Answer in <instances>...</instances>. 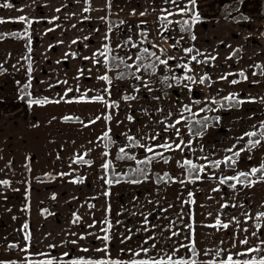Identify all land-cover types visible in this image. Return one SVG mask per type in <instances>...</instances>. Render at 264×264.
Here are the masks:
<instances>
[{
    "label": "crops",
    "instance_id": "1",
    "mask_svg": "<svg viewBox=\"0 0 264 264\" xmlns=\"http://www.w3.org/2000/svg\"><path fill=\"white\" fill-rule=\"evenodd\" d=\"M233 1L236 0H204L207 5L201 6L203 0H197L201 22L193 28V32L197 37L195 41H192L193 45L197 49L212 55L218 54V58L213 62L214 67L199 65L194 67L197 69V74L207 72L211 75L212 80L216 82L211 88L194 86L191 101L193 99L204 101L205 97L216 96L218 89H222L219 97L226 96L229 92H238L241 98L249 94L252 96L264 95V80L256 85L249 82L230 85L225 81L217 80L219 74L229 71L236 72L240 68L247 69L253 62L264 63L263 0H243L242 3L239 2L235 11L222 15V8ZM4 2L5 0H0V5ZM8 2L13 4V8L0 7V18L5 21V23L0 24V33H24L27 29L28 34L20 37L4 35L3 38H0V115H10L19 121L22 129L17 140L19 139L18 141L22 145L20 153L23 155L25 163L23 170L15 173L13 186L10 185L4 188L3 185H0V192L3 191L0 193V219L10 214V216H13L14 221V234L12 237H8L13 241H4L3 244H5V248L9 246V243L17 245L12 249V258H0V260L26 264L29 259L40 260L45 258L35 255L36 253H47L49 256H55L58 258L59 264H66L68 260L79 257L100 259L106 254L95 250L103 249L106 243L112 258L128 260L112 254L113 247L116 244L117 226L112 224L111 193H113V187L116 184L106 185L104 180L101 179V177L108 176V171L106 172L101 167L105 159L103 158V161L99 160V164L96 165L95 169L79 165L70 166L68 152L63 153L62 151L60 153L57 151V153L52 154V152L43 149L45 143L49 140L47 134L39 130V123L41 121L47 122L43 120V115L38 118L39 111L48 110L52 106L61 109L76 107L81 110L95 104H102V102L91 101L76 102L73 99L85 92L89 97L97 94L107 97L102 91L106 86V82L96 79L97 68L90 60L83 59L84 56H91L103 43V36L108 24L102 22L99 17L108 15V11L104 8L105 0H91L93 11L88 13L82 11L83 7L87 6L84 0H79V2L77 0H36L35 3L33 0H8ZM122 3L123 0H113V7L109 15L110 21H116L117 8ZM161 6L162 0H124L125 11L128 15L133 9L136 10L138 15L140 11L160 8ZM57 8H60L61 11L56 12ZM72 13H77V15L73 16ZM241 14L250 19L247 21L240 19ZM148 15L157 18V14L150 13ZM20 16H25L31 20V25L19 21L17 18ZM53 16H58L60 19L50 23L49 21ZM84 16H89L90 19L84 20ZM72 25H76V27L73 28ZM49 28L53 31L48 32ZM96 29H99V31H95ZM85 36L90 38L84 40ZM73 40H78V43L72 44ZM228 45L232 47L229 48ZM29 47H31V52L28 51ZM237 48L242 49L237 58L226 59ZM72 52H76L78 55L73 57L71 56ZM65 53H69V55L65 57ZM29 59L32 66L31 73L28 72ZM57 61H60V63H57ZM80 68H84L86 71L83 76L77 79V70ZM87 69H92V71L88 72ZM232 78L239 79L238 76L229 79ZM256 79L260 78L256 77ZM64 80L68 81L67 85L57 83V81ZM29 83L31 86L27 88V91L31 92L32 96L21 100L20 97L25 94V91L22 92L20 87H25ZM68 87L73 88L74 91L68 93L65 100L73 99L72 103L61 100L60 103L33 105L31 107L27 104L28 99L40 97H48L49 100H60ZM76 88H79L80 91H75ZM89 89L92 91H88ZM253 112H257L258 115L252 117ZM201 115H219L221 121L219 127H210L202 139L194 140L192 147L196 151L194 153L189 151V158L198 164L207 163L202 159L205 155H208L211 159H222L223 155L226 154L222 150L236 143L235 137L241 135L243 131L249 130L250 125L255 124L258 119H264V105L249 103L243 105L239 110H221L216 113ZM64 116H57L61 128L58 138L59 143L62 144L61 149L66 148L67 151L68 145L73 142L68 137V134H71L69 130L73 126H70L71 122L62 119ZM249 117L252 118L249 119ZM38 132L45 135L40 142L42 144L40 152L37 145V143L39 144ZM73 137H76V135H73ZM63 144H66L67 147ZM200 145H203V152L199 150ZM240 146L238 144L237 148ZM247 155L248 153L241 154L237 170H248L252 166H258L259 162L264 160V150L253 151L251 160L246 158ZM96 159H102L100 154H97ZM36 160L40 161L39 165L44 166L45 169L50 166L49 160L57 161L56 165L50 166L53 169L52 171L38 173ZM26 165L30 167V170L25 167ZM221 168L223 170L222 174H234L232 170L224 165ZM211 171L221 174L220 169H211ZM61 172L71 173V175H58ZM75 177H84V182L72 183L71 181ZM203 179L216 180L208 179L206 176ZM10 189L13 191V200L12 204H7L9 193L6 191ZM253 190L261 192L254 198L259 197V199H256V201H259L257 207L264 209V183L257 184L253 187ZM105 191L110 193L107 197L103 195ZM53 194H55V199H52ZM90 205H94V207H90ZM109 206L110 212L106 211ZM11 207L13 210L10 209ZM73 213L81 217L76 224L72 223ZM237 218L240 220V226L254 230L252 227L254 222L245 225L243 216ZM105 219L112 225L107 233L111 236L110 241L97 238L106 234L101 230L107 227L103 223ZM230 220L231 217H225L222 222L228 223ZM25 223L28 224L26 230L23 227ZM89 225L93 226L89 227ZM235 225L233 221L228 229L218 230L225 233L224 231H231V227ZM135 231H139V229L135 228ZM25 232L30 233V242L24 240ZM80 236H84L85 239H80ZM72 240H76L77 243H70ZM29 243L31 246L28 248V252L21 251ZM49 245H56V247L49 248ZM222 246L223 249L227 250L226 245ZM196 247L199 255L195 259H197L198 264L213 258L204 255L206 250L212 248L205 246L200 249L197 244ZM82 248H88L89 251L83 252ZM157 248H159V245ZM65 252L69 253V256H63ZM188 254L190 257V253ZM189 257L184 258L188 259Z\"/></svg>",
    "mask_w": 264,
    "mask_h": 264
},
{
    "label": "snow or ice",
    "instance_id": "2",
    "mask_svg": "<svg viewBox=\"0 0 264 264\" xmlns=\"http://www.w3.org/2000/svg\"><path fill=\"white\" fill-rule=\"evenodd\" d=\"M33 2L35 3L36 0H33ZM77 2H79V0H77ZM239 2L242 3L243 0H239ZM84 3L87 5L82 9L84 13L93 11L91 0H84ZM64 6L66 7V5ZM0 7L11 9L13 8V4L8 2V0H5V2L0 5ZM112 7L113 0H105L104 8L108 11V15L101 16L99 19L102 22L107 23L108 27L103 36V43L101 44V47L93 52L91 56L83 57V59L86 61L90 60L97 68L98 74L96 79L106 82V86L102 90L104 94L111 96V88L115 86V81L127 82L130 92L124 94L122 96V100L126 102L128 107H131V104L128 102L139 99V94L141 91L147 92L151 95L152 100L162 104L164 98L170 95V90L183 89L186 90L189 95H191L194 86H204L211 88L216 82L212 80L211 75L207 72L197 74L193 65L195 64L199 66L214 67L215 65L213 62L217 60L218 54L212 55L205 51H201L194 45L183 47L181 49V42L185 39L183 34H188V37L191 41H195L197 39L193 32L194 26L201 22V14L198 11L197 0H162V6L160 8H151L150 10L146 9L145 11H140L138 13L140 17H146L150 13L157 14V21L159 22L158 36L165 43H167L169 39H172L174 42L171 43L170 47L172 49L181 50L183 52V56L169 55L168 48L162 46L161 44L154 43L152 40H149V32L147 27H142L147 25L146 19H142L140 23L136 25V28L139 30L138 33L130 31L129 34L123 39V42L116 43L115 48H113L111 45L113 33L115 31H123V25H125L127 22L123 19H119L118 21H110L109 15L111 14ZM60 11V8L56 9V12ZM120 11H124V9L121 8ZM71 15L76 16L77 13H72ZM130 15H137L136 10L133 9ZM17 19L19 21L26 22L29 26L32 23V21L27 19L25 16H20ZM58 19H60V17L53 16L49 22L51 23L52 21H56ZM83 19L89 20L90 17L84 16ZM240 19L247 21L250 18L241 14ZM3 23H5V21L0 18V24ZM176 26L179 27V32L181 35H179V37H170V31ZM72 27L75 28L76 25H72ZM129 29H131V26H129ZM47 31L51 32L53 29L49 28ZM95 31L98 32L99 29H96ZM27 34L28 30L25 29L24 33H0V38H3L4 35L20 37ZM137 34L140 38L134 41L133 36ZM89 38L90 37L85 36L83 39L87 40ZM76 43H78V40L72 41V44ZM221 43H223V41H221ZM49 47L51 48L52 46L50 45ZM85 47H87V45H85ZM228 47L231 48L232 46L228 45ZM117 49H127V51H125L123 55H120L119 52L116 51ZM28 51L31 52V47L28 48ZM241 51V48L233 50L230 55L226 57V59L232 60L237 58ZM68 55L69 53H65V57ZM77 55L78 54L76 52L71 53V56L73 57H76ZM57 63H60V61H57ZM176 68L181 69L180 74L176 73ZM85 71L86 70L84 68L78 69L76 78L79 79L80 76H83ZM87 71L91 72L92 69H87ZM28 72H32L30 59ZM113 73L114 75H112ZM237 76L239 79H229L230 77ZM256 77H259L260 79H256ZM29 79H31V77H29ZM217 80L225 81L230 85H237L242 82H249L253 85L259 84L262 80H264V63L253 62L248 66L247 69L240 68L236 72L229 71L219 74ZM57 83H63L67 85L68 81H57ZM30 86V83L25 85V94L20 97L21 100L32 96V93L27 91V88ZM50 87H52V85H50ZM73 91V88L68 87L65 90L63 96H61L60 100H49L48 97H40L28 99L27 104L29 107H31L33 105L60 103L61 100H64L67 103H72L74 99L76 102H102L105 104L107 109L119 108V103L117 101L106 100L105 95L102 94L89 97L87 92H85L79 97L65 100V97L68 96V93H72ZM75 91L78 92L80 89L76 88ZM88 91L92 90L89 89ZM221 91L222 89H218L216 96L205 97L204 101H201L200 99H193L191 103L181 104L178 100L177 104L179 106L175 109L168 108L165 110L164 107H157L155 111L160 114V118L155 119V117H152V119L154 120L155 126L160 128L159 132H157L155 128H149V131L145 132L144 135L139 138L136 135H129L128 133L123 134L127 143L118 149L116 159L134 161L137 166L130 168L128 173H116L113 170L111 177H101V179L104 180V183L106 185H112L113 183L118 184L121 182V176H123L127 178V182L139 184L149 179L148 169L154 161L169 163L171 157L166 156L165 152H173L177 150L183 152L187 148L189 151L194 153L196 151V149L192 147L194 140L202 139L207 134L210 127H219L221 121V116L219 115L209 116L201 114L216 113L221 110H239L243 105L249 103H259L264 105V95L252 96L249 94L246 97L241 98L238 92H229L228 95L219 97V93ZM153 93H159V95H155ZM141 111L145 115H152L147 109L142 108ZM257 115V112L252 113V117ZM252 117H249V119ZM101 118H103L106 122H110L113 117L110 113L103 116H97L95 119L89 120L88 124H95L96 121L100 120ZM62 119L65 121L79 120V117L64 116ZM126 119L129 122H134L136 117L129 114L127 115ZM80 122L83 123V121ZM117 123L121 122L117 121ZM84 126L87 127L88 125L85 124ZM144 127H148V125H145ZM182 129L188 135L187 140L184 139ZM142 130L143 129H141V131ZM173 132L175 133L176 137L174 140L170 139ZM110 133L111 128L107 127L102 136L98 137V139L104 141L105 149L114 143ZM162 134H167L169 139H164L163 143H155L159 138L162 137ZM234 139L236 143L232 144L231 147L222 150L226 153L223 155L222 159H211L208 155H205L202 157V159L207 161V163L198 164L195 163L191 158H184L182 162L177 161V164L186 170L189 182L199 181L206 176L208 179H216L218 181V185H227L233 190H237L238 185L242 188H253L257 184L264 183V160H261L258 166H252L248 170H237L238 162L242 153H248L246 158L251 160L253 158L251 155L253 151L264 150V119H258L255 124L250 125L249 130L243 131L241 135L235 137ZM238 144L241 146L237 148ZM135 148H139L144 151L145 155L143 158L138 159L134 153H130L129 149ZM157 149H162L163 151H157ZM199 150L201 152L204 151L203 145H200ZM90 151L91 149H88L84 154L75 155L72 158V163L91 166L93 161L85 159V156ZM102 155L104 157H108L109 152L104 151ZM222 165L232 170L234 174H222ZM25 167L30 170L28 165ZM101 167L106 172L109 169H114L112 161L107 159L101 165ZM211 169H220L221 174L211 171ZM0 171H2V169H0ZM58 175L67 176L71 175V173L61 172ZM169 178V174L164 173L163 176H158L157 179L158 182H161L166 181V179ZM229 181H232L233 183H229ZM71 182L83 183L84 177H75ZM179 183L184 184L185 181L180 180ZM10 184L11 181L7 179L0 180V185L9 186ZM213 191H220L219 186L214 188ZM109 194L110 193L108 191L103 193L105 197H107ZM192 195L193 193L189 192V196L191 197ZM4 198L6 199L7 197L5 196ZM55 198V194H53L52 199ZM194 202L195 201H192V203ZM185 203H187V201ZM90 207H94V205H90ZM169 207H171V205ZM220 207L236 208L238 205H230L229 203L225 202L224 204H221ZM110 210L111 209L109 206L106 211L110 212ZM162 211L167 210L164 209ZM141 215H143V213H141ZM209 215H211V213H209ZM73 216L74 219L72 223H78L81 217L75 213H73ZM242 216L245 224L254 222L252 225L254 230H250L248 227L240 228V220L237 217H232L228 223H224L220 217L217 216L215 223L213 225H209V227L228 229L230 223L234 221L237 228H239V231L245 233V235L243 239H238V234H234L232 247L233 249H236L238 245H243L244 247L239 251L226 250L219 247L214 250L208 249L204 252V255L212 256L213 258L206 262H202V264H264V209H258L253 214H250L249 211L246 210L244 213H242ZM103 223L107 225V227L101 230L106 234L103 237L97 238L104 241H110L111 236L107 233L111 229L112 225L107 219H105ZM144 223L145 225L148 224L147 217H145ZM92 226L93 225H89V227ZM23 227L25 230L28 229V224L25 223ZM152 227L155 228L156 225H153ZM187 227L189 228V235H186L185 239L188 240L189 243H180L178 246L173 244L170 252H165L163 249H160L159 253L162 254H158L157 257L146 256L150 249H156L157 247L155 243L157 237L150 235L143 241V244H148L149 241H153L149 247L140 246L138 251L133 249H121L122 253L131 254L128 260L112 258L108 252V245L106 243L103 249L95 250L97 252H104L106 254L104 257L100 259L79 257L68 260L66 264H198L197 259H195L199 253L194 238V229L191 225H188ZM143 230L145 232L149 231L147 227H145ZM179 235L180 233L178 231H172L171 236L164 237V239L168 241L171 239V237H177ZM130 238L131 237L125 236L121 242L124 243L125 240ZM253 238H255L257 241L255 244L252 243ZM80 239H85V237L80 236ZM24 240L30 242V233L25 232ZM70 243L76 244L77 241L72 240ZM221 243H223V241H221ZM30 246V243L26 244V246L22 248L21 251L27 253ZM9 247L15 248L17 245L11 244ZM55 247L56 245H49V248ZM181 249H184L187 253H190V257L188 259H185L184 256L178 255ZM81 250L83 252L89 251L88 248H82ZM142 254H144L146 258H141ZM35 255L45 258L40 260L29 259L26 261V264H59L58 258L55 256H49L47 253H36ZM63 256L67 257L69 256V253L65 252L63 253ZM0 264H16V262H6L0 260Z\"/></svg>",
    "mask_w": 264,
    "mask_h": 264
},
{
    "label": "rangeland",
    "instance_id": "3",
    "mask_svg": "<svg viewBox=\"0 0 264 264\" xmlns=\"http://www.w3.org/2000/svg\"><path fill=\"white\" fill-rule=\"evenodd\" d=\"M200 5L207 4L204 3L203 0ZM121 8H123L124 11H120ZM125 10L126 8L124 7L123 0V3L118 5V15L115 20L118 21L119 19H123L127 23L123 25V31H115L113 33L111 40L113 48H115L116 43H122L123 39L130 31L138 33L139 30L136 28V25H138L142 19H146L147 25L142 27H147L149 32L148 39L168 48L169 55L183 56L181 50L172 49L170 47L171 43L174 42L172 39H169L167 43L160 39L158 36L159 22L156 17L153 15H147L146 17H140L138 15L131 16L128 15ZM129 26H131V29H129ZM169 35L170 37H179V35H181L179 27L176 26L172 28ZM183 35L185 36V39L181 42V49L183 47L192 46L193 42L189 39L188 34ZM139 38L138 34L133 36L134 41ZM116 51L119 52L120 55H123L127 49H117ZM195 66L197 65H193V67ZM175 71L177 74L181 73V69L179 68H176ZM112 75H114V73ZM129 92L130 89L128 88L127 82L115 81V86L111 88V96L107 95L105 99L109 101H117L119 103L118 109H107L104 103H100V105L95 104L86 107V109L82 108L81 110L76 107L61 109L52 106L49 107L48 110L39 111L38 114L40 116L38 115V118H41V115H43V120L47 121H41L39 123V130L44 131L49 140V142L45 143L43 149L52 152V154L57 153V151L60 153L62 151L63 153L68 152L67 155L70 156L68 162L69 165L73 167L79 165L81 167L95 169L96 165L99 164V160L103 161L104 158L105 160L112 161V164L114 165V169H109L107 172L109 177L112 176L113 170L116 173H126L128 167H135L136 164L134 161L116 159L118 149L127 143L123 134L128 133L129 135H136L139 138L143 136L145 132H148L149 128H155L156 131L159 132L160 128L155 126L154 120L152 119V117H155V119L160 118V114L157 113L155 109L157 107H164L165 110L168 108L175 109L179 106L177 104L178 100L182 104L191 103L192 99V96L189 95L186 90L173 89L170 90V95L165 97L163 103L160 104L159 102L152 100L150 94L141 91L139 99L128 102L131 104V107H128L126 102L122 100V96ZM153 94L159 95V93ZM142 108L147 109L152 115H145L141 111ZM109 113L113 117L110 122H106L101 118L96 121L95 124H88L89 120ZM129 114L136 117L134 122H129L126 119ZM61 115L79 117V120L69 121L71 122L70 126H73V128L69 130L71 134H68V137L71 138L73 142L68 145L67 151L65 147V149H61L62 144L59 143L58 138V133L61 128L57 116ZM80 121H83V123ZM117 121H120L121 123H117ZM85 124L88 126L85 127ZM145 125H148V127H144ZM107 127L111 128L110 135L114 143L105 149L104 141L98 139V137L102 136ZM21 129L22 127L19 121L13 116L0 115V169H2V171H0V180L7 179L11 181V186L14 184V178L16 177L15 173L23 170L25 163L23 155L20 153V147L22 145L18 141L19 139L17 140ZM141 129L143 130L141 131ZM182 134L184 139L187 140L188 135L183 129ZM38 135L37 139H39V144L37 143V145L40 152L42 149H40V147H42L40 142L45 135H41V132H38ZM73 135H76V137H73ZM164 139H169V136L167 134H162V137L155 143H163ZM170 139H176L174 132L171 134ZM63 146H66V144H63ZM88 149H91V151L88 152L85 159L93 161L91 166L72 163V158L75 155L84 154ZM104 151L109 152L108 157L102 155ZM129 151L130 153H134L138 159L143 158L145 155L144 151L139 148L129 149ZM157 151L163 150L157 149ZM97 154H100L102 159H96ZM165 155L171 157L169 163L154 161L153 164L149 166L148 180L139 184H132L126 180H121L118 184L113 183L116 184V186L113 187V193H111L113 210L112 224L117 226V238L112 254L116 257L129 259L131 254L122 253L121 249H133L138 251L140 246L149 247L153 241H149L148 244H143V241L147 239L148 236L154 235L157 237L155 243L157 246L159 245V248L156 247V249H150L146 256L157 257L158 254H162L159 253V251H156L157 249L160 250L164 247L165 252H170L173 244L178 246L180 243H189V241L185 239V236L189 235L188 225H191L194 229V238L200 249L208 246L214 250L217 247L222 248V245H226L227 250H241L244 247L243 245H238L236 249H233L232 247V238L234 234H238V239H243L245 235V233L239 231V228H237L236 225L231 227V231H224L225 233H221L217 228L209 227V225L215 223L217 216H219L221 220L225 219V217H241L242 213L246 210L249 211L250 214H253L259 209V207H257V202L259 201H256L259 197L254 198V196H257V194L261 192L255 191L253 188H242L240 186H238L237 190H233L226 185H218L217 180L202 179L189 182L186 170L177 164V161L182 162L184 158H189V150L186 148L183 152L179 150L165 152ZM56 161L57 160H49L50 166L56 165ZM35 162L38 173L53 170L50 166L47 167L48 169H45L44 166H40V161L36 160ZM44 162L46 163V161ZM164 173H168L170 178L166 179V181L158 182V176H163ZM180 180H184L185 183H179ZM229 183L233 182L229 181ZM9 186L3 185L4 188ZM218 186L220 191H213V189ZM6 192L9 193V201L7 204H12L13 191L10 189ZM189 192L193 193L191 197L189 196ZM186 201L187 203H185ZM192 201L195 202L192 203ZM225 202L230 205L236 204L238 207L221 208L220 205ZM170 205L171 207H169ZM10 209L13 210L12 207ZM164 209L167 211H162ZM141 213H143V215H141ZM209 213H211V215H209ZM145 217L148 219L147 225L144 223ZM153 225H156V227L153 228ZM145 227L149 229L148 232L143 230ZM135 228L139 229V231H135ZM240 228L243 227L240 226ZM13 231V216L8 214L5 218L0 219V258L13 257V248L9 246H6L5 248V244H3L4 241H13L8 238L13 236ZM172 231H178L180 235L177 237H171L170 240L166 241L164 237H170ZM125 236L131 238L122 243L121 241ZM221 241H223V243H221ZM255 241V238H253L252 243L254 244ZM11 244L12 243H9V245ZM178 255L189 257V254L184 249H181ZM141 258L146 257L142 254Z\"/></svg>",
    "mask_w": 264,
    "mask_h": 264
},
{
    "label": "trees",
    "instance_id": "4",
    "mask_svg": "<svg viewBox=\"0 0 264 264\" xmlns=\"http://www.w3.org/2000/svg\"><path fill=\"white\" fill-rule=\"evenodd\" d=\"M239 5V0H236V1H233V2H230L228 4H226L223 8H222V11H221V14L222 15H227L228 13L232 12V11H235L237 9ZM262 14H263V17H264V0L262 2ZM263 34H264V29H263ZM21 91L24 92L25 91V87H20ZM28 97H26L25 99H27ZM137 166V165H136ZM135 166V167H136ZM130 168H133V167H128L127 168V171L126 173L129 172V169ZM149 170V169H148ZM121 180H126L127 181V178L126 177H123L121 176ZM232 182V181H231Z\"/></svg>",
    "mask_w": 264,
    "mask_h": 264
}]
</instances>
